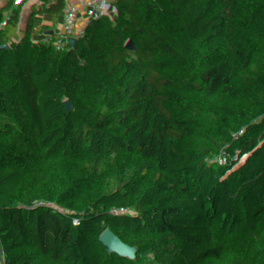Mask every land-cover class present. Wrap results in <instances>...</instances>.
Here are the masks:
<instances>
[{"label": "trees", "instance_id": "trees-1", "mask_svg": "<svg viewBox=\"0 0 264 264\" xmlns=\"http://www.w3.org/2000/svg\"><path fill=\"white\" fill-rule=\"evenodd\" d=\"M228 49L200 30L174 94L169 67L130 62L92 92L74 147L22 181L0 165V264H264V247L235 258L264 211V96L246 115L260 71L223 70Z\"/></svg>", "mask_w": 264, "mask_h": 264}, {"label": "crops", "instance_id": "crops-1", "mask_svg": "<svg viewBox=\"0 0 264 264\" xmlns=\"http://www.w3.org/2000/svg\"><path fill=\"white\" fill-rule=\"evenodd\" d=\"M235 1L170 0L158 35L146 41L121 38L98 42L103 33L113 29L117 18L135 9L133 0H39L37 8L22 12L13 25L6 26L10 42L42 41L53 53L72 52L78 42L84 45L98 42V48L30 85L20 95L18 106L22 116L0 124V165L16 168L21 164L23 141L16 148L8 143L20 129L25 136L38 139L36 158L42 157L47 150L42 134L56 125L55 107L64 94L79 91L92 94L133 61L160 63L171 72H178L188 43L204 27L211 29L223 17L224 7ZM9 2H0V12ZM87 16L92 19L90 31L79 30L77 21ZM21 51L19 47L18 52ZM226 58L223 62L230 71L240 69ZM9 162L13 166L6 165ZM255 222L254 234L257 229L259 232L264 229V211Z\"/></svg>", "mask_w": 264, "mask_h": 264}, {"label": "built area", "instance_id": "built-area-1", "mask_svg": "<svg viewBox=\"0 0 264 264\" xmlns=\"http://www.w3.org/2000/svg\"><path fill=\"white\" fill-rule=\"evenodd\" d=\"M2 1L4 0H0ZM9 1L10 4L14 0ZM133 1L136 3L135 9L117 18L113 29L103 33L98 42L121 38L146 41L160 33L170 0ZM38 2L39 0H23L0 23V124H7L22 116V110L18 106L19 97L30 85L41 82L52 72L72 64L77 58L98 48V42L87 45L78 42L72 52L53 53L42 41L10 42L6 26L13 25L22 12H30L37 8ZM223 12V17L211 28V41L229 48L222 52L220 64L223 63V59L229 57L237 68L248 65L259 69L260 76L254 96L256 101L246 112V115L258 117L260 109L257 99L264 96V0H236L225 6ZM91 25L92 19L87 16L79 19L76 27L79 30L90 31ZM19 47H22L21 53L18 52ZM222 68L231 74L238 71H228L224 65ZM102 88L103 85L98 89ZM55 110L56 125L42 134L47 150L41 158H36L38 139L32 135L25 136L21 164L13 172L8 169L17 181H22L29 175L30 169L38 171L42 169L46 157L51 152L76 145L75 132L81 116L94 115L92 94L85 91L64 94ZM263 231L264 229L253 234L244 243L237 244L236 261H243L250 253L263 249ZM234 241L237 243L241 239L236 237Z\"/></svg>", "mask_w": 264, "mask_h": 264}, {"label": "water", "instance_id": "water-1", "mask_svg": "<svg viewBox=\"0 0 264 264\" xmlns=\"http://www.w3.org/2000/svg\"><path fill=\"white\" fill-rule=\"evenodd\" d=\"M23 0H20L19 3H17V0H14L13 2H11L6 8H4L1 12H0V23L5 19V17L11 12L13 11L16 7H18L21 2ZM250 28H252V26H250ZM172 77L173 80L171 82V86H172V90L171 93L174 94L177 91L180 90L181 88V84H182V74L181 72H172ZM183 107L182 104H178L176 106V109ZM6 165L8 166H13L12 162L7 163ZM38 174V170L36 169H30L29 170V176L30 178H34L36 175ZM87 180L89 181H95L96 178L93 175V173L91 171L88 172V174L85 177ZM25 240L26 242H30L32 240V235L30 234V232H25Z\"/></svg>", "mask_w": 264, "mask_h": 264}, {"label": "rangeland", "instance_id": "rangeland-1", "mask_svg": "<svg viewBox=\"0 0 264 264\" xmlns=\"http://www.w3.org/2000/svg\"><path fill=\"white\" fill-rule=\"evenodd\" d=\"M256 223V222H255ZM255 223H254V225H253V227L255 226ZM256 232H259V229H257V231ZM253 236V235H252Z\"/></svg>", "mask_w": 264, "mask_h": 264}, {"label": "snow or ice", "instance_id": "snow-or-ice-1", "mask_svg": "<svg viewBox=\"0 0 264 264\" xmlns=\"http://www.w3.org/2000/svg\"><path fill=\"white\" fill-rule=\"evenodd\" d=\"M20 2V0H17V3H19Z\"/></svg>", "mask_w": 264, "mask_h": 264}]
</instances>
